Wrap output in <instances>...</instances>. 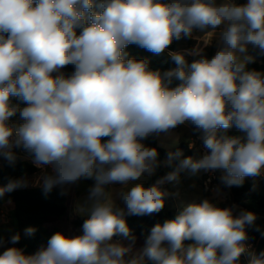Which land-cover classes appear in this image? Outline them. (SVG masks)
Masks as SVG:
<instances>
[{
    "label": "clouds",
    "instance_id": "obj_1",
    "mask_svg": "<svg viewBox=\"0 0 264 264\" xmlns=\"http://www.w3.org/2000/svg\"><path fill=\"white\" fill-rule=\"evenodd\" d=\"M194 30L202 33L195 47L169 50ZM133 44L167 51L176 67L129 57ZM257 56L264 0H0V157L14 164L22 149L50 169L35 181L45 194L95 181L78 206L87 216L81 234L55 232L29 254L15 246L17 232L0 264H241L243 255L264 264V250L247 244L248 229L260 231L253 211L192 201L152 226L142 247L126 219L160 213L171 195L163 186L179 185L182 173L222 170L229 188L264 176V72L250 68ZM181 125L199 133L204 154L177 149L160 161L143 141ZM233 127L240 134L228 135ZM162 165L171 170L145 186L141 177ZM27 185L10 179L0 199Z\"/></svg>",
    "mask_w": 264,
    "mask_h": 264
},
{
    "label": "trees",
    "instance_id": "obj_2",
    "mask_svg": "<svg viewBox=\"0 0 264 264\" xmlns=\"http://www.w3.org/2000/svg\"><path fill=\"white\" fill-rule=\"evenodd\" d=\"M237 2L243 3L244 0H237ZM196 31V30H194ZM186 42H190L189 38H184L179 41H174L169 50H179ZM125 51L129 57L136 59H147L149 66L152 69H159L161 71L173 69L176 67L175 63L171 60L166 51L163 54L155 55L146 49L140 48L137 45H129ZM255 54V53H254ZM264 60V56H257L256 62L250 65V68L260 71L261 63ZM74 70L72 65L66 66L62 71L66 74H70ZM192 136H196L199 133L194 132L193 127L190 125ZM149 147H155L158 150V159L163 161L167 158L168 151L160 149L156 146V143L152 145L150 136L143 141ZM188 142L180 140L178 145L172 149H177L183 152L184 157L194 156V153L188 149ZM36 168L32 165L16 160L14 164L4 159L0 166V186L6 185L10 179L26 178L33 175L36 172ZM160 176L162 174V167L157 169ZM155 178H151L147 181L145 186H151L155 183ZM201 182V178H200ZM221 188L228 194V199L225 202H219L221 207L236 206V212L241 209L253 211L257 215L256 225L259 226L260 231H256L254 228L248 229L249 239L255 243V251L259 252L264 250V178L262 179H247L240 187H226L221 182ZM62 189L59 187L54 188L50 193L45 194L42 187H24L16 189L11 193H6L2 200L8 202L11 205L10 217L14 225V234L20 233L21 240L15 245L16 247L24 248V250L31 254L37 251L42 245H46L48 239L55 232L59 230H47L45 224L56 219H62L68 216L67 196L61 194ZM204 198H210L209 193H204ZM214 200V199H212ZM173 199L167 197L164 209L153 215L145 216H128L126 217L129 228L136 237H142L145 240L146 235L149 233L152 226L156 223H162L165 219H172L181 210L172 206ZM86 218L76 217L71 221V224L75 228H81ZM35 227L36 233L31 236H25L24 230L27 227ZM119 239V237H115ZM9 243V237L3 239ZM192 243V241H185V244ZM11 245V244H10ZM13 246V245H12Z\"/></svg>",
    "mask_w": 264,
    "mask_h": 264
},
{
    "label": "rangeland",
    "instance_id": "obj_3",
    "mask_svg": "<svg viewBox=\"0 0 264 264\" xmlns=\"http://www.w3.org/2000/svg\"><path fill=\"white\" fill-rule=\"evenodd\" d=\"M201 35L202 33H200L198 30L194 31L193 37L189 38L190 42H186L184 45L180 47L179 50L191 49L195 47L198 43V40L196 38L200 37ZM216 50L217 48H216V44L214 40L211 46L204 49V53L210 58L211 56L215 54ZM192 59L193 57H188L189 61H191ZM192 137L193 136H192L190 125H181V126H178L176 129H173L170 133H161L158 136L155 135V143L158 148L169 152V151H172V149L178 145L180 140L190 143ZM174 141H177V142L174 143ZM193 153H194L193 158H197V159L200 158V156L196 152H193ZM161 167H162L161 173L164 175L168 171L171 170L170 168L165 167L163 165ZM151 178L159 179L161 178V176L156 171V173L152 176L141 177V181L143 183H146ZM24 179L28 181V185L26 187H34L32 186L33 182L30 176ZM94 183L95 181L92 179H81L77 183L72 184L70 189H67L68 208H69V212L73 214V217L87 218L86 215H82L78 211V206L86 198L88 194V189ZM114 187H116V185H111V188H114ZM163 187L166 188L171 193V195H169L168 197H171L173 199L172 206L175 208H181L183 204H186L192 201L199 202L204 199L205 192L203 191L201 187L199 173L195 176H190L187 173H182L181 182L179 185L173 186L172 184H166ZM217 189H219L218 192L216 191ZM217 189L209 193L210 198L214 200H218L219 202H225L228 199V194L221 187ZM177 192L179 193V195H176ZM6 203L9 204L8 202L6 201L4 202L2 199H0V220L10 225V220L8 216L9 211L6 206ZM66 219L67 218H62L60 220H57L56 222L47 223L45 224V228L47 230H52L54 228H57L58 230H60V232H63L66 235L80 234L82 229L68 227V223ZM144 241H145L144 238L137 237L136 246L142 247L144 244ZM10 246L11 245L3 243V245L0 246V252L2 253V251L5 248L10 247Z\"/></svg>",
    "mask_w": 264,
    "mask_h": 264
},
{
    "label": "built area",
    "instance_id": "obj_4",
    "mask_svg": "<svg viewBox=\"0 0 264 264\" xmlns=\"http://www.w3.org/2000/svg\"><path fill=\"white\" fill-rule=\"evenodd\" d=\"M228 135H237L240 134L238 133V130L233 127L231 129L228 130L227 132ZM198 135L192 137L190 143L193 144L194 146L190 147V143L188 144V149L192 152H196L200 157L204 154V149L202 147L201 141L198 139ZM17 154V159L16 160H20L23 162H26L30 165H32L33 167H35L37 170L36 172L31 175L32 177V186L34 187H40L39 185L35 184V181L38 177H40L42 175V169L37 168L33 163L30 157H28V155L22 150V149H15L14 150ZM4 158L0 157V166L3 162ZM223 171L222 170H216L214 172H204L201 171V187L203 189V191L205 193H211L213 192L215 189L221 187V180L220 177L223 175ZM247 179H262L264 178V176H259V177H246ZM247 244L251 246V248H253L255 250V243L253 241H251L250 239L247 241ZM241 264H247L248 261V257L247 255H243L241 256Z\"/></svg>",
    "mask_w": 264,
    "mask_h": 264
},
{
    "label": "crops",
    "instance_id": "obj_5",
    "mask_svg": "<svg viewBox=\"0 0 264 264\" xmlns=\"http://www.w3.org/2000/svg\"><path fill=\"white\" fill-rule=\"evenodd\" d=\"M44 171H49L50 172V169H45ZM31 177V176H30ZM32 178V177H31ZM201 178V172L199 173V179ZM157 179V178H156ZM155 179V180H156ZM111 187V186H109ZM121 186L119 184H116V187H114V189H119ZM71 188V185H68L66 186V189H70ZM66 196H67V199H68V192L66 190ZM74 197V196H73ZM118 203H121V205L123 206L122 202L118 201ZM6 206L8 208V211H9V220H10V225L6 222H3L0 220V238H6V237H10L12 234H14L15 230H14V225H13V222L11 220V217H10V210H11V205L10 204H7L6 203ZM67 207H68V202H67ZM182 208V207H181ZM176 209H179V208H176ZM67 218L66 221L68 223V227H73L72 224H71V221L76 218V217H73V214L69 212V208H68V216L65 217ZM80 218V217H79ZM57 220H60V219H56V220H53L51 222H56ZM51 222H48V223H51ZM75 228V227H74ZM54 229H57V228H54ZM77 229H81V228H77ZM53 230V229H52ZM58 230V229H57ZM60 231V230H59ZM82 232V231H81ZM81 234V233H80ZM4 244H8L7 242L4 241ZM10 245V244H8ZM12 246V245H11ZM1 253V252H0Z\"/></svg>",
    "mask_w": 264,
    "mask_h": 264
},
{
    "label": "water",
    "instance_id": "obj_6",
    "mask_svg": "<svg viewBox=\"0 0 264 264\" xmlns=\"http://www.w3.org/2000/svg\"><path fill=\"white\" fill-rule=\"evenodd\" d=\"M261 68H260V71L261 72H263L264 71V60L262 61V63H261ZM150 140H151V143H152V145L155 143V135H153V136H150Z\"/></svg>",
    "mask_w": 264,
    "mask_h": 264
}]
</instances>
